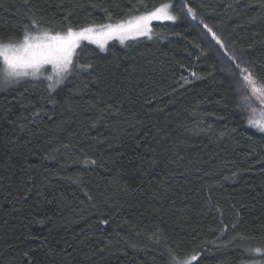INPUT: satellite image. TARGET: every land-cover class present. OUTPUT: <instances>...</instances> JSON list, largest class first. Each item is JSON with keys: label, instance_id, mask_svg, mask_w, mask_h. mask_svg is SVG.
<instances>
[{"label": "trees", "instance_id": "obj_1", "mask_svg": "<svg viewBox=\"0 0 264 264\" xmlns=\"http://www.w3.org/2000/svg\"><path fill=\"white\" fill-rule=\"evenodd\" d=\"M166 3L177 19L150 38L80 44L91 70L51 93L0 80V264H247L264 248L248 123L264 110L240 70L264 88V0H0V42Z\"/></svg>", "mask_w": 264, "mask_h": 264}, {"label": "snow or ice", "instance_id": "obj_2", "mask_svg": "<svg viewBox=\"0 0 264 264\" xmlns=\"http://www.w3.org/2000/svg\"><path fill=\"white\" fill-rule=\"evenodd\" d=\"M171 4H162L156 7L153 11L146 14L134 16L127 22L121 23H107V24H93L86 25L79 28H74L69 25L66 30L52 32L45 30L39 35H31L28 29L25 30L23 38L18 43H2L0 42V60L3 62V68H0V80L5 84L16 83L25 77L37 79L41 74V69L44 65H51L53 75H49L46 79L49 81L47 88L49 93L53 92L58 85L63 84L68 76L75 72H88L91 70V64H78L74 62L76 49L80 47L82 40L89 41L96 44L102 51L105 49V43L110 38H117L124 42L126 39H135L137 36L149 35L151 28L150 22L153 20H170L175 21L177 15L170 12ZM186 7V5H183ZM188 14L192 15V9H187ZM193 18H195L193 16ZM32 28H38L36 21L32 22ZM207 28V25H205ZM211 32V29H208ZM97 36H102L104 39H97ZM213 39H216L218 44H223L212 34ZM239 68V64H237ZM241 72H246L247 69H240ZM195 76V73H192ZM185 83L187 79L183 78ZM246 85L251 86L253 92H259L264 89L257 86L256 80L251 74L243 77ZM253 113L255 109L252 110ZM39 117V110L33 114ZM262 119L249 118L250 126L256 128L259 132L264 133V112L261 113ZM95 163V161H93ZM107 223V221H102ZM251 251L260 254L261 248H255ZM196 260L193 255L188 262L184 264H191V261ZM175 264H181L175 261Z\"/></svg>", "mask_w": 264, "mask_h": 264}, {"label": "rangeland", "instance_id": "obj_3", "mask_svg": "<svg viewBox=\"0 0 264 264\" xmlns=\"http://www.w3.org/2000/svg\"><path fill=\"white\" fill-rule=\"evenodd\" d=\"M170 12L172 13V11L170 10ZM128 21V20H127ZM127 21H124V22H127ZM166 22H173V21H170V20H153V21H151L150 22V25H149V27L151 28V26L153 25V24H155V23H166ZM31 35H39L40 33H37V31L35 32V33H30ZM151 37V32H150V34L149 35H145V36H137L135 39H131V38H129V39H126V40H124V42L123 43H126V42H130V41H133V40H136V39H144V38H150ZM23 38V37H22ZM97 39H104L102 36H97L96 37ZM21 41V40H20ZM113 41H115V42H118V43H120V44H122L121 43V41L119 40V39H117V38H115V37H113V38H110V39H108L107 41H106V43H105V47H106V45H108L109 43H111V42H113ZM19 42V41H18ZM18 42H16V43H18ZM82 43H90V44H92V45H94V46H96L97 48H99L96 44H93V43H91V42H89V41H86V40H82L81 42H80V44H82ZM78 49V48H77ZM76 49V50H77ZM100 49V48H99ZM242 73V79H243V77L244 76H246V75H249V74H251V73H249L248 71H246V72H241ZM49 75H53V72H52V67H51V65H44L43 66V68L41 69V74L39 75V77L38 78H42V77H47V76H49ZM252 75V74H251ZM253 77V76H252ZM25 78H30V79H32L31 77H25ZM37 78V79H38ZM254 78V77H253ZM24 79V78H23ZM35 80V79H34ZM243 82H244V80H243ZM256 83H257V86H259V87H261L262 89H264L257 81H256ZM244 84H245V86H246V88H247V91H248V93H249V95H251V99H252V101H253V103H254V105L256 104V105H260V107L264 110V90H262V91H259V92H253L252 91V88H251V86H248V85H246V83L244 82ZM58 87V86H57ZM255 248H261V247H253V249H255ZM262 250H264V248H261ZM252 249H249V250H247V252H248V254H249V256H252V257H254V259H253V261L252 262H249V263H247V264H264V251H262L260 254H257V253H255V252H253V251H251ZM189 261V260H188ZM187 261V262H188ZM192 262V261H191ZM173 264H175V263H173ZM181 264H184V263H181Z\"/></svg>", "mask_w": 264, "mask_h": 264}]
</instances>
